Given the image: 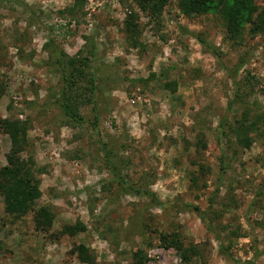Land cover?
Masks as SVG:
<instances>
[{
    "label": "rangeland",
    "instance_id": "obj_1",
    "mask_svg": "<svg viewBox=\"0 0 264 264\" xmlns=\"http://www.w3.org/2000/svg\"><path fill=\"white\" fill-rule=\"evenodd\" d=\"M73 3H0V119L26 126L20 157L41 193L19 217L5 212L0 196V264H83L79 246L93 264H139L136 252L145 264H181L158 239L173 231L195 248L188 264H264V127L249 147L219 132L223 119L227 131L242 114L229 107L235 89L224 68L243 61L244 101L264 106V36L230 40L218 14L186 17L178 0H168L158 21L135 0H81L70 15ZM133 13L135 39L124 27ZM196 36L216 48L220 62ZM51 39L68 56L90 60L96 129L69 124L56 107ZM90 109H81L89 120ZM10 150L0 130V169ZM106 151L127 184L162 205L115 182ZM42 207L53 222L40 232L34 215ZM77 224L85 230L60 235Z\"/></svg>",
    "mask_w": 264,
    "mask_h": 264
},
{
    "label": "trees",
    "instance_id": "obj_2",
    "mask_svg": "<svg viewBox=\"0 0 264 264\" xmlns=\"http://www.w3.org/2000/svg\"><path fill=\"white\" fill-rule=\"evenodd\" d=\"M14 1L0 0V3ZM135 2L139 10L145 13L147 17L158 21L168 0H135ZM80 4L81 0H74L72 7L67 10L69 14L72 15L74 8H77ZM177 6L181 14L186 17L209 13L218 14L224 23L227 37L230 40L241 39L245 32L251 37L256 35L264 36V6L258 10L255 0H178ZM135 21L136 14L133 13L128 17L124 26L125 30L130 32L131 39H135L136 36L135 29H137V25ZM246 25H249V27L246 28ZM196 39L220 62L219 52L213 45L207 44L197 36ZM134 42L136 41L134 40ZM47 47L53 58V67L58 74L59 88L55 98V105L63 119L74 126L89 125L96 129L99 123L96 98L98 84L90 60L81 56L80 53L75 56H68L52 39L49 40ZM243 66L244 62L242 61L233 70L224 68L235 89L232 100L229 102V107L240 109L242 114L240 119L235 118L234 124L230 125V129L227 131V120L223 119L219 124V132L222 136H226V133L233 135L239 146L249 147L253 140L252 134H257L259 138L263 137L264 112L261 111L264 106L256 102L249 104L244 101L241 85L237 79L238 72ZM87 106H91V120L81 114V109ZM25 128L24 124L16 121L0 119V130L8 136L11 143V150L6 156L7 165L0 169V196L4 200L5 212L15 217L24 215L31 210L34 202L41 196L38 186L33 180L31 170L23 164L20 157V153L24 150ZM105 147L106 144L102 142V148L105 149ZM105 157L112 179L123 185L129 194L147 197L155 207L162 205L153 193L135 189L132 185L127 184L112 162L108 151L105 152ZM221 168L225 169L224 154L221 158ZM194 180V178L191 179L193 183ZM262 188H264V180L261 184ZM193 209L202 217L207 215V213L200 211L198 208ZM52 222L53 214L47 207H42L35 212L34 223L37 231L48 230L52 226ZM208 226L212 230L210 222ZM84 230L85 228L78 224L65 226L62 228L60 235L72 237ZM158 239L161 247L175 251L180 258L181 264H188L192 257L197 255L194 247L185 245L178 231L161 233ZM1 247L0 244V251ZM75 253L81 263L93 264L94 258L88 254L85 247H76ZM140 255L139 252H136L134 257L139 258V264H145V259L141 260Z\"/></svg>",
    "mask_w": 264,
    "mask_h": 264
}]
</instances>
